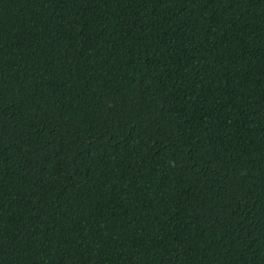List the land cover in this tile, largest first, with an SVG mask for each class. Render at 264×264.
<instances>
[{"label":"trees","instance_id":"trees-1","mask_svg":"<svg viewBox=\"0 0 264 264\" xmlns=\"http://www.w3.org/2000/svg\"><path fill=\"white\" fill-rule=\"evenodd\" d=\"M0 264H264V0H0Z\"/></svg>","mask_w":264,"mask_h":264}]
</instances>
